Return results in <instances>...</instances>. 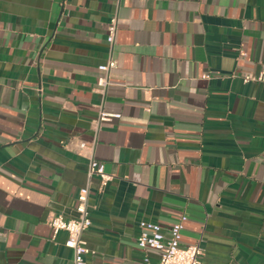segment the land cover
Returning <instances> with one entry per match:
<instances>
[{
  "label": "crops",
  "instance_id": "0c3cea01",
  "mask_svg": "<svg viewBox=\"0 0 264 264\" xmlns=\"http://www.w3.org/2000/svg\"><path fill=\"white\" fill-rule=\"evenodd\" d=\"M262 65L264 0H0V264H73L46 220L86 184L88 264L158 261L138 224L181 215L201 264H264Z\"/></svg>",
  "mask_w": 264,
  "mask_h": 264
},
{
  "label": "built area",
  "instance_id": "2783aa9c",
  "mask_svg": "<svg viewBox=\"0 0 264 264\" xmlns=\"http://www.w3.org/2000/svg\"><path fill=\"white\" fill-rule=\"evenodd\" d=\"M116 17H112L108 27L106 40L110 46L113 45L116 33ZM116 65L115 60L110 57L105 63L100 64L98 69L102 72L97 79L96 90L104 93L110 84L109 72ZM244 82H262L264 83V65L261 70L255 74L242 75ZM121 115L117 112H108L100 110L94 121L95 125L101 122H108L120 119ZM91 146L84 141H77L75 149L78 152L90 149ZM88 177L98 176L101 186L111 179V175L104 170L103 163L91 158L87 166ZM89 185H84L79 188L76 197V216L72 218H65L62 214L50 215L46 222L52 229L55 235L59 231L66 232V239L64 245L72 250L73 264H88L86 255L90 252L82 235L91 224L89 218ZM186 220L185 215H181L167 230L163 233L162 227L159 223L142 220L139 222V234L136 242L137 246L142 249H153L159 253V259L156 262H151L147 257H144L145 264H201L200 256L202 255V247L199 243L183 245L182 229L183 223Z\"/></svg>",
  "mask_w": 264,
  "mask_h": 264
}]
</instances>
